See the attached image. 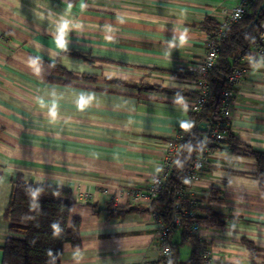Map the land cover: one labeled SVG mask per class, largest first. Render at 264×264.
Wrapping results in <instances>:
<instances>
[{
    "label": "crops",
    "instance_id": "1",
    "mask_svg": "<svg viewBox=\"0 0 264 264\" xmlns=\"http://www.w3.org/2000/svg\"><path fill=\"white\" fill-rule=\"evenodd\" d=\"M238 3L0 0V264L18 174L76 199L82 246L65 244L61 264H155L164 257L156 213L111 218L108 207L151 202L134 192L148 194L165 142L192 114L191 68L209 38L203 23L219 22ZM245 68L230 126L264 152V57L250 56ZM257 169L253 158L220 148L189 189L201 207L221 215L223 225L204 232L215 264H249L246 240L259 249L257 263L264 260ZM180 249L186 261L189 244Z\"/></svg>",
    "mask_w": 264,
    "mask_h": 264
},
{
    "label": "trees",
    "instance_id": "2",
    "mask_svg": "<svg viewBox=\"0 0 264 264\" xmlns=\"http://www.w3.org/2000/svg\"><path fill=\"white\" fill-rule=\"evenodd\" d=\"M78 1L69 0L72 5ZM263 19L264 0H259L251 13L231 23L225 28L224 35L217 39L218 59L206 77L211 86V96L198 113L190 115L192 124L186 137L180 141L181 153L164 191L148 205L108 207L111 218H120L132 212H154L170 228L167 238L161 243H168L171 246L173 257L169 259L164 256L155 264H203L200 249L203 245L210 244L194 234L192 230L194 223H204L207 226L223 225L221 215L208 206L201 207L198 200H196L198 204L191 207V201L194 199L189 194V186L181 182L188 176L195 157L202 153L205 140L215 150L228 148L253 158L258 168L256 176L260 181V190L264 192V152L254 150L232 131L231 126L224 128L226 137L223 140L210 139L207 130L200 128L202 125L215 126L226 122L221 108L223 91L227 87V76L235 66L241 65V57L250 55ZM203 26L209 34H213L220 23L208 19ZM54 68L64 73L66 77L74 76L64 68L59 66ZM82 78L94 80V77L87 75H83ZM206 166L207 164L201 175ZM181 190H185L183 197L178 196ZM212 193L216 191L212 190ZM75 204L76 199L72 191L26 183L18 174L13 182L11 198L5 211L11 235L3 247L2 264H61L65 244H70L73 249H80L82 221L72 215ZM177 204L179 207L176 208ZM201 208L203 213H200ZM187 209H192L193 214H186ZM175 213L179 217L178 224L173 222ZM175 234L179 235L178 240H173ZM244 242L249 251L251 260L249 264H258V247L251 241ZM186 243L190 246V255L186 261H180V248ZM260 264H264V260Z\"/></svg>",
    "mask_w": 264,
    "mask_h": 264
},
{
    "label": "built area",
    "instance_id": "3",
    "mask_svg": "<svg viewBox=\"0 0 264 264\" xmlns=\"http://www.w3.org/2000/svg\"><path fill=\"white\" fill-rule=\"evenodd\" d=\"M258 1L259 0H239L238 5H236L233 9L222 13L219 21V28L216 29L213 34H209L207 48L203 58L191 68V73L196 78V94L190 107L192 114L198 113L211 96V86L206 77L209 74V71L215 66L218 59L219 48L217 39L224 35L225 28L231 23L239 21L244 16L251 13L252 8L257 5ZM256 37L257 38L255 43L252 45L250 55L241 57V65L235 66L231 73L227 76V87L223 91V105L221 108V113L226 119V122L215 126H205L210 139L223 140L226 137V130L224 128L226 126H230V119L233 114V105L237 88L239 85H241L246 75L247 70L245 68V61L250 56H254L256 58L264 57V19L260 23ZM191 124V118H187L179 122L172 138L166 141L163 146L162 159L157 173L152 178L148 194H144L140 191L134 192V196L137 200L148 199L151 201L164 191L166 184L172 175L178 156L181 153L180 141L186 137ZM215 151V149L209 146L207 140H205L202 153L195 157L188 176L181 181L183 184H185V186H189L190 189V187L199 180L201 171L210 161ZM184 191L181 190L178 193V196L183 197ZM197 204L198 202L196 200H192L190 205L193 207ZM175 207H179V204L175 205ZM191 210L192 209H187L185 213L188 215L193 214V211ZM173 222L176 224L179 223V217L177 213L174 214ZM159 228V239L162 242L167 238L170 228L162 220L159 221ZM206 228V224L195 222L192 230L194 234L204 238V232ZM162 251L163 256L169 259L173 257V250L168 243L163 244ZM200 255L203 264H215L214 252L210 246L203 245L200 249Z\"/></svg>",
    "mask_w": 264,
    "mask_h": 264
},
{
    "label": "water",
    "instance_id": "4",
    "mask_svg": "<svg viewBox=\"0 0 264 264\" xmlns=\"http://www.w3.org/2000/svg\"><path fill=\"white\" fill-rule=\"evenodd\" d=\"M200 128L206 129V127L204 125L200 126Z\"/></svg>",
    "mask_w": 264,
    "mask_h": 264
},
{
    "label": "rangeland",
    "instance_id": "5",
    "mask_svg": "<svg viewBox=\"0 0 264 264\" xmlns=\"http://www.w3.org/2000/svg\"><path fill=\"white\" fill-rule=\"evenodd\" d=\"M254 7H255V6H254ZM254 7H253V8H254ZM253 8H252V10H253Z\"/></svg>",
    "mask_w": 264,
    "mask_h": 264
}]
</instances>
